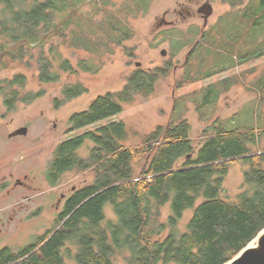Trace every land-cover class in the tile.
<instances>
[{"label":"trees","instance_id":"trees-1","mask_svg":"<svg viewBox=\"0 0 264 264\" xmlns=\"http://www.w3.org/2000/svg\"><path fill=\"white\" fill-rule=\"evenodd\" d=\"M129 2L120 10L138 12L141 0ZM85 4L102 12V19L81 11ZM230 4L237 11L222 15L202 33L177 85L264 56V0L246 5L231 0ZM109 5L110 0H0V70L9 62L31 57L35 47L41 48L35 57L40 82L58 79L53 61L61 71L74 70L55 46L50 47L53 58L43 50L48 40L45 36L56 35L64 42L67 28L69 44L89 52L104 53L109 41L121 44L132 35L128 15L110 10ZM79 67L98 70L86 60L80 61ZM168 74L169 66L136 70L122 89L98 95L86 110L72 113L71 128H83L120 113L137 96L152 94L158 80ZM26 80L25 74L18 73L3 81L7 107L18 99L35 97L31 93L20 96L19 87L24 88ZM258 81L257 88L263 91L264 75ZM235 84L234 78L227 77L204 87L195 99L198 109L213 105ZM85 91L80 83L66 85L61 101ZM215 123L204 129L197 150L190 125L180 116L144 134L136 145H126L128 128L123 122L112 121L58 144L48 176L72 169L90 170L93 181L69 197L58 228L18 250L3 247L0 264H116L119 256L125 264L226 263L264 227V150L249 146L260 134L251 123L231 128ZM257 126L264 129L261 123ZM85 142L91 145L82 158L77 149ZM239 161L248 164L244 173L248 189L238 195V201H228L221 198L223 180L230 164ZM165 205L169 213L163 219ZM106 206L114 218L106 215ZM190 208L192 215L180 230V220Z\"/></svg>","mask_w":264,"mask_h":264},{"label":"rangeland","instance_id":"rangeland-1","mask_svg":"<svg viewBox=\"0 0 264 264\" xmlns=\"http://www.w3.org/2000/svg\"><path fill=\"white\" fill-rule=\"evenodd\" d=\"M230 1L211 0L213 12L207 20V26H203V19L198 16L188 19L185 18L184 11V18L182 14H178L181 10L178 4L187 5V0H141L140 9L133 14L131 11L128 13L125 8L120 10L130 3L129 0H110V10L128 15L132 31L129 39L119 45L109 41L108 49L104 53H94L71 46L70 28H67L64 42L56 35L45 36L48 40L44 43L43 50L45 55L53 58V53H49L51 45L55 46L61 59H67L75 71H61L58 62L53 61V69L58 71V79L53 82H40L35 58L41 50L40 47L32 50L31 57L9 62L8 67L0 70V187L4 185L0 188V250L6 246L18 250L33 243L47 229L57 226V212L53 208V201L58 193L67 192L72 186L82 187L89 184L94 176L90 170H71L62 175L56 186L49 185L42 174L52 152L58 144L88 130H95L107 122H123L129 130V138L125 144L136 145L144 134L158 125H167L174 116H180L190 125V137L196 150L203 142V131L207 126L219 122V125L231 128L248 122L260 133L257 142L249 144L250 148L264 150V129L257 126L260 123L264 126V89L262 91L257 88L258 80L264 75V56L235 65L209 78L177 85L184 74L185 62L189 60L202 33L214 26L222 15L237 11L238 8L232 6ZM251 1L256 2L242 0L244 5ZM197 6L191 5L190 8L195 12ZM81 11L92 13L96 20H101L103 16L102 12L93 10L92 4H85ZM165 11L170 12L166 20L175 22L172 28L164 27L160 23ZM176 42H179V47ZM162 49L166 50L165 55L161 54ZM82 60L93 62L98 70L84 71L79 67ZM195 61L199 62L198 59ZM138 62L140 65H137ZM166 66H169V74L158 80L152 94L137 96L135 101L124 105L123 111L106 120L79 129L71 128L69 117L72 113L86 110L98 95L122 89L136 70ZM18 73L25 74L27 78L24 88L19 87L20 96L31 93L35 97L31 100L18 99L12 107H7L2 91L6 86L3 81ZM227 77L234 78L237 84L220 94L213 105L199 110L195 103L199 92L210 83ZM75 83H80L86 91L61 101L64 98V87ZM22 126L27 127L26 135L13 139L8 137V133ZM90 145L85 142L77 153L85 158ZM247 168L245 161L230 164L223 180L221 198L228 201L239 200L238 195L248 189L244 184ZM24 174L28 175L27 181L33 183V186L11 187V180L22 178ZM38 174L40 177H33ZM24 195L30 196L29 199H25ZM41 203L48 206L47 210L43 214L34 215L32 219L29 215L31 210ZM192 210L190 208L184 212L179 223L180 230L185 229ZM105 213L114 218L109 206L105 207ZM168 213L169 206L165 205L162 208L163 219ZM122 258L119 256L116 264H125Z\"/></svg>","mask_w":264,"mask_h":264},{"label":"flooded vegetation","instance_id":"flooded-vegetation-1","mask_svg":"<svg viewBox=\"0 0 264 264\" xmlns=\"http://www.w3.org/2000/svg\"><path fill=\"white\" fill-rule=\"evenodd\" d=\"M207 0H203L201 2V0H187V5L186 4H183V3H180L178 4L180 7H181V10L178 11V14H182L183 18H184V15H183V11L185 12V18L187 17L188 19H191V18H194L195 16H198L200 18L203 19V15L201 13L198 12V9L201 5H203L204 3H206ZM210 4H211V0L208 1ZM193 6V5H198L197 6V9L195 12H193V10L190 8V6ZM213 8V7H212ZM169 11H165L163 13V16L160 20V23L164 26V27H167V28H172L175 26V22L174 21H170V20H166V16L169 15ZM159 23V25H160ZM161 25V26H162ZM162 26V27H163ZM203 26H204V19H203ZM207 26V23L206 25ZM106 120V119H104ZM26 135V134H25ZM21 135H14V136H10V133H8V137L10 138H17ZM57 146H55L53 152H52V155H51V159L49 160L48 164H47V168L43 171V177L46 181V183H48L49 185L51 186H56L57 183L59 182V180L61 179L62 175L67 172V171H71V170H66V171H62V172H59L57 173V175H55L54 177H49V171L51 169V164H52V161L54 159V152H55V149H56ZM79 149V148H78ZM77 149V150H78ZM74 170V169H72ZM27 177L28 175L27 174H24L22 176V178L20 177H16V178H13L11 181H12V186L11 187H23V188H26V187H29V186H33V183H29L27 181ZM33 177H40V175H34ZM54 179V181L52 182V180ZM4 185H2L0 188L2 189ZM81 187H75V186H72L70 190H68L67 192H59L56 199L53 201V208L56 210V219L58 221V218L61 217V215L65 212V209H66V205H67V201L69 199V197L77 190H79ZM25 199H29L28 195H24L23 196ZM47 205L46 204H39L38 206H36L33 210H31L30 212V217H32L33 219V216L34 215H40V214H43L44 211L47 210ZM62 223V222H61ZM60 224H57L56 227L54 228H58ZM51 228V227H50ZM49 229L46 230V232L48 231ZM45 232V233H46ZM41 236V235H40Z\"/></svg>","mask_w":264,"mask_h":264},{"label":"water","instance_id":"water-1","mask_svg":"<svg viewBox=\"0 0 264 264\" xmlns=\"http://www.w3.org/2000/svg\"><path fill=\"white\" fill-rule=\"evenodd\" d=\"M201 5L198 12L203 15L204 25L213 12L212 5L208 2ZM166 50L162 49L161 54L165 55ZM137 65H140L138 62ZM27 127L22 126L10 133V136L25 135ZM224 264H264V227L252 238L234 257Z\"/></svg>","mask_w":264,"mask_h":264}]
</instances>
